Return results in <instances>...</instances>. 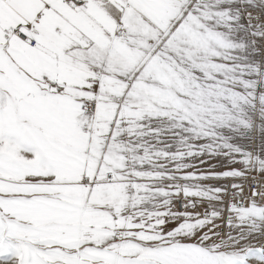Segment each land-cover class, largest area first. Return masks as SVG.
<instances>
[{
  "label": "snow or ice",
  "instance_id": "obj_1",
  "mask_svg": "<svg viewBox=\"0 0 264 264\" xmlns=\"http://www.w3.org/2000/svg\"><path fill=\"white\" fill-rule=\"evenodd\" d=\"M0 264H264V0H0Z\"/></svg>",
  "mask_w": 264,
  "mask_h": 264
}]
</instances>
